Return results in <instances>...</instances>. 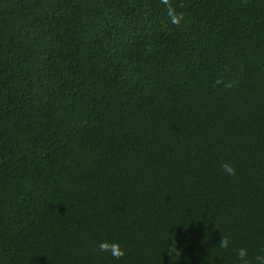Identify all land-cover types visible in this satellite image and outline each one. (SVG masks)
<instances>
[{"label":"trees","instance_id":"obj_1","mask_svg":"<svg viewBox=\"0 0 264 264\" xmlns=\"http://www.w3.org/2000/svg\"><path fill=\"white\" fill-rule=\"evenodd\" d=\"M0 264H264V0H0Z\"/></svg>","mask_w":264,"mask_h":264},{"label":"clouds","instance_id":"obj_2","mask_svg":"<svg viewBox=\"0 0 264 264\" xmlns=\"http://www.w3.org/2000/svg\"><path fill=\"white\" fill-rule=\"evenodd\" d=\"M164 3H167L168 0H163ZM168 15L171 18L172 23L174 24H179L180 20L183 19V13L180 14H176L174 9L171 8V6H169L168 9ZM227 87H230L231 85H226ZM222 169L228 174V175H235V169L232 167L231 164L225 162L221 165ZM222 245L226 246L227 245V241L224 240L222 241ZM99 249L102 252H109L114 258L119 259L121 257L124 256V250L122 249V247L120 246L119 242H115V241H102L99 244ZM171 251V250H170ZM245 251L241 250L239 252V256L241 258H243L245 256Z\"/></svg>","mask_w":264,"mask_h":264}]
</instances>
